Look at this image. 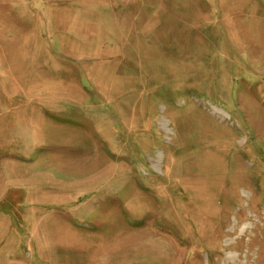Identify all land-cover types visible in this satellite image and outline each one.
I'll list each match as a JSON object with an SVG mask.
<instances>
[{"label": "rangeland", "instance_id": "rangeland-1", "mask_svg": "<svg viewBox=\"0 0 264 264\" xmlns=\"http://www.w3.org/2000/svg\"><path fill=\"white\" fill-rule=\"evenodd\" d=\"M0 264H264V0H0Z\"/></svg>", "mask_w": 264, "mask_h": 264}]
</instances>
